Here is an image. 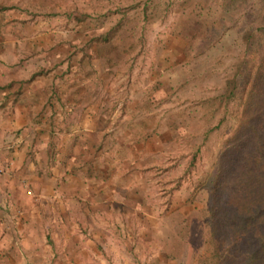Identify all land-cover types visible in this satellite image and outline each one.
Instances as JSON below:
<instances>
[{
    "label": "rangeland",
    "instance_id": "obj_1",
    "mask_svg": "<svg viewBox=\"0 0 264 264\" xmlns=\"http://www.w3.org/2000/svg\"><path fill=\"white\" fill-rule=\"evenodd\" d=\"M0 6L8 39L2 56L21 59L24 75L48 77L56 103L77 105L56 114V149L62 126L89 134L93 145L80 155L96 159L91 171L108 187L104 216L117 219L116 251H143L140 264H150L155 252L156 264H204L202 184L238 123L264 44V0H0ZM247 29L256 34L251 46L242 39ZM240 66L236 98L220 103ZM70 90L80 96L65 97Z\"/></svg>",
    "mask_w": 264,
    "mask_h": 264
},
{
    "label": "crops",
    "instance_id": "obj_2",
    "mask_svg": "<svg viewBox=\"0 0 264 264\" xmlns=\"http://www.w3.org/2000/svg\"><path fill=\"white\" fill-rule=\"evenodd\" d=\"M5 17L0 6V264H140L147 258L143 251L118 252L111 243L120 239L112 233L118 223L104 216L108 187L91 171L96 159L80 155L93 145L85 128L62 126L64 139L56 149V114L77 105L56 103L48 77L24 75L21 59L2 56ZM159 256L149 253L150 264Z\"/></svg>",
    "mask_w": 264,
    "mask_h": 264
},
{
    "label": "trees",
    "instance_id": "obj_3",
    "mask_svg": "<svg viewBox=\"0 0 264 264\" xmlns=\"http://www.w3.org/2000/svg\"><path fill=\"white\" fill-rule=\"evenodd\" d=\"M256 34L247 29V46ZM255 68L238 123L224 139L202 186L207 206L201 212L208 243L204 264H264V44L256 51ZM241 66L227 79L217 99L236 98Z\"/></svg>",
    "mask_w": 264,
    "mask_h": 264
}]
</instances>
